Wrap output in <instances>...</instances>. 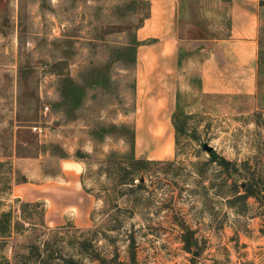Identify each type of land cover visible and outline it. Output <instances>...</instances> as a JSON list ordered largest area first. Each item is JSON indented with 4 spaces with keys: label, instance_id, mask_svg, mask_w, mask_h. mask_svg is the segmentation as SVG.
<instances>
[{
    "label": "rangeland",
    "instance_id": "374dc122",
    "mask_svg": "<svg viewBox=\"0 0 264 264\" xmlns=\"http://www.w3.org/2000/svg\"><path fill=\"white\" fill-rule=\"evenodd\" d=\"M151 1L0 0V213L13 208L20 219L18 200L43 201L50 227L92 226L94 208L104 227L107 207L85 189L86 170L85 184L94 193H108L119 206L115 217L121 229L99 244L117 248L122 259L128 260L134 234L138 264H264L262 208L254 198L244 215L228 207L211 187L222 173L208 164L204 148L207 142L239 164L247 160L251 173L255 176L258 167L264 182V0L256 91L235 96L201 91L208 50L197 48L195 40L228 33L229 0H179L183 40L175 113L186 132L177 145L173 123L167 136L173 143L170 156L160 155L165 147L160 130L152 132L161 121L149 113L141 118V108L152 106L139 102L135 46ZM257 112H262L259 124ZM133 132L135 156L162 162L143 172L136 180L143 186L122 199L99 168L110 153L129 151ZM70 162L83 164L82 171ZM24 182L29 194L19 196L27 190L18 187ZM104 183L112 186L109 192ZM182 219L197 230L202 252L185 250ZM29 235L4 244L0 238V264L39 262L32 257ZM70 241L63 249L68 255L75 253Z\"/></svg>",
    "mask_w": 264,
    "mask_h": 264
},
{
    "label": "trees",
    "instance_id": "16d2710c",
    "mask_svg": "<svg viewBox=\"0 0 264 264\" xmlns=\"http://www.w3.org/2000/svg\"><path fill=\"white\" fill-rule=\"evenodd\" d=\"M71 87L69 86L68 90ZM261 114L262 112L256 113L258 124ZM174 125L177 132L176 143L178 145L181 134L186 132L185 122H182L178 113H175ZM131 138L128 152L124 154L110 153L101 161L99 168L100 173H104L108 182H112L113 188L118 189V198L122 199L130 191L137 190V188L143 186L144 183L136 182L137 179L142 178L143 172H146L151 165L162 162V160L136 157L134 132ZM208 153V164L218 166L219 171L222 173V177H219L220 183H212L211 187L217 188L216 193L226 200L228 207L234 209L238 215H244L249 210V199L254 198L262 208L261 214L264 217V182L260 180L262 174L260 169L255 167L254 176L251 173V165L247 160L239 164L237 160L227 158L215 148ZM81 156L86 157L88 154ZM243 169L248 170L250 173L243 177ZM85 175L86 170L81 175L85 189L94 195L96 200H102L105 207H107L101 223L104 227L98 225L96 221L97 211L94 208L90 213V220L93 222L92 226L85 228L67 223L53 228L46 222L45 202L18 200L21 202L20 219H15L13 208L3 210L0 213L1 242L4 244L16 236L31 232L29 239L32 257L36 256L39 260V262L36 261V264H138V240L136 235L133 234L129 241L128 260L120 257L117 248L108 250L99 244L102 240L107 242L110 240L109 232L121 229V220L115 217L120 209H117L119 206L111 201L108 193H105L107 195L94 193V190L85 184ZM103 185V191L109 192L112 186L109 187L107 183ZM129 203V206H133L132 202L129 201ZM179 225L181 227L180 239L185 250L193 252L197 247L198 252H202V248L199 247V239L196 236L197 230L188 225L184 219L179 222ZM261 232L264 234V230ZM67 238H70L72 249L75 252L69 255L63 252L67 244ZM7 264H11L9 259H7ZM214 264H220V261L217 260Z\"/></svg>",
    "mask_w": 264,
    "mask_h": 264
},
{
    "label": "crops",
    "instance_id": "0c3cea01",
    "mask_svg": "<svg viewBox=\"0 0 264 264\" xmlns=\"http://www.w3.org/2000/svg\"><path fill=\"white\" fill-rule=\"evenodd\" d=\"M229 6L228 33L195 39L197 48L206 46L208 50L201 64L200 87L203 93L211 95H251L256 91L260 63L261 0H229ZM180 17L179 0H152L150 14L137 35L135 60L139 102L152 106L146 108L147 111L141 108V118L149 113L161 121V126L153 127L154 131L151 128L145 131L155 133L160 130L166 137L173 130L178 106L179 57L183 40ZM70 163L78 164L82 171L83 164ZM20 186L24 191L27 182L18 184ZM26 194H29L28 188L19 196Z\"/></svg>",
    "mask_w": 264,
    "mask_h": 264
},
{
    "label": "bare ground",
    "instance_id": "6f19581e",
    "mask_svg": "<svg viewBox=\"0 0 264 264\" xmlns=\"http://www.w3.org/2000/svg\"><path fill=\"white\" fill-rule=\"evenodd\" d=\"M158 133H159V136L162 139L165 140V150L162 152V155L171 153L172 152V149H173V143L171 142V140L168 137L162 135V133L160 131Z\"/></svg>",
    "mask_w": 264,
    "mask_h": 264
},
{
    "label": "water",
    "instance_id": "95a60500",
    "mask_svg": "<svg viewBox=\"0 0 264 264\" xmlns=\"http://www.w3.org/2000/svg\"><path fill=\"white\" fill-rule=\"evenodd\" d=\"M204 148L208 152H210L212 149H214V147L207 142L204 144Z\"/></svg>",
    "mask_w": 264,
    "mask_h": 264
}]
</instances>
